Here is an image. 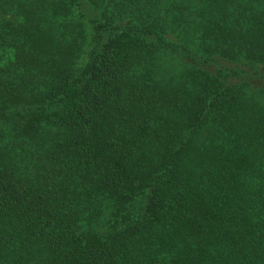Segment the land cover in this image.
Masks as SVG:
<instances>
[{"label": "trees", "instance_id": "16d2710c", "mask_svg": "<svg viewBox=\"0 0 264 264\" xmlns=\"http://www.w3.org/2000/svg\"><path fill=\"white\" fill-rule=\"evenodd\" d=\"M0 264H264V0H0Z\"/></svg>", "mask_w": 264, "mask_h": 264}]
</instances>
